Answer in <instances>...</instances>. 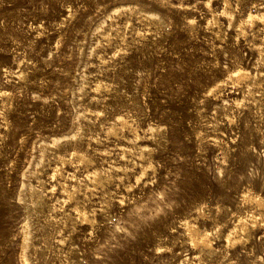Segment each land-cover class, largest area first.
Here are the masks:
<instances>
[{
	"label": "rangeland",
	"instance_id": "374dc122",
	"mask_svg": "<svg viewBox=\"0 0 264 264\" xmlns=\"http://www.w3.org/2000/svg\"><path fill=\"white\" fill-rule=\"evenodd\" d=\"M0 264H264V0H0Z\"/></svg>",
	"mask_w": 264,
	"mask_h": 264
},
{
	"label": "bare ground",
	"instance_id": "6f19581e",
	"mask_svg": "<svg viewBox=\"0 0 264 264\" xmlns=\"http://www.w3.org/2000/svg\"><path fill=\"white\" fill-rule=\"evenodd\" d=\"M237 72V71H236Z\"/></svg>",
	"mask_w": 264,
	"mask_h": 264
}]
</instances>
